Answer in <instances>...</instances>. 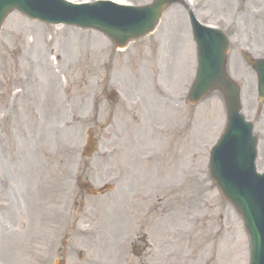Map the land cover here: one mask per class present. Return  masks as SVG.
Listing matches in <instances>:
<instances>
[{
	"label": "rangeland",
	"instance_id": "1",
	"mask_svg": "<svg viewBox=\"0 0 264 264\" xmlns=\"http://www.w3.org/2000/svg\"><path fill=\"white\" fill-rule=\"evenodd\" d=\"M188 1L230 39L228 69L255 125L263 171L264 100L243 49L264 56V0ZM191 35L180 4L122 49L93 29L17 11L7 17L0 30V264L7 245L9 264H53L66 237L67 264H249L242 216L210 175L209 149L227 116L223 95L198 105L187 99L196 76ZM90 128L97 150L84 159ZM79 175L96 186L115 181L116 189L89 196ZM21 218L27 230L17 237ZM144 235L147 249L136 255L132 247Z\"/></svg>",
	"mask_w": 264,
	"mask_h": 264
},
{
	"label": "water",
	"instance_id": "2",
	"mask_svg": "<svg viewBox=\"0 0 264 264\" xmlns=\"http://www.w3.org/2000/svg\"><path fill=\"white\" fill-rule=\"evenodd\" d=\"M178 1L155 0L150 5L132 7L108 1L76 5L64 0H0V27L11 11L19 10L33 19L97 29L116 46L125 47L130 40L152 31L164 10ZM192 23L199 49V69L190 100L199 102L220 89L229 110L227 129L212 152V174L224 196L245 218L254 243L252 264H264V174H257L254 168L256 152L251 126L240 114L239 88L225 71L229 44L220 31L202 27L195 18ZM92 150L90 146L86 148L87 153Z\"/></svg>",
	"mask_w": 264,
	"mask_h": 264
},
{
	"label": "bare ground",
	"instance_id": "3",
	"mask_svg": "<svg viewBox=\"0 0 264 264\" xmlns=\"http://www.w3.org/2000/svg\"><path fill=\"white\" fill-rule=\"evenodd\" d=\"M82 52H79L77 55H76V59H75V61H74V63H73V65L74 66H76L77 65V63L79 62V60H80V58H82L81 56H82ZM27 229H25V222H24V220H23V218H21V222H20V225H19V229H18V232L20 233V234H18V236L17 237H22V236H24L25 234H26V231ZM5 250H4V254H7V255H5V258H4V260H3V262L1 263V264H9V262H10V259H11V252H10V250H9V245H7L6 246V248H4ZM1 253V252H0Z\"/></svg>",
	"mask_w": 264,
	"mask_h": 264
}]
</instances>
